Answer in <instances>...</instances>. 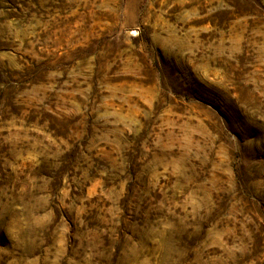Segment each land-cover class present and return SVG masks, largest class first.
<instances>
[{
    "label": "rangeland",
    "instance_id": "374dc122",
    "mask_svg": "<svg viewBox=\"0 0 264 264\" xmlns=\"http://www.w3.org/2000/svg\"><path fill=\"white\" fill-rule=\"evenodd\" d=\"M0 264H264V0H0Z\"/></svg>",
    "mask_w": 264,
    "mask_h": 264
}]
</instances>
